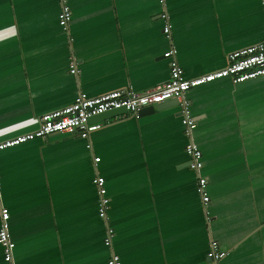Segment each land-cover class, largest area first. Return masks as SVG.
<instances>
[{
  "label": "crops",
  "instance_id": "0c3cea01",
  "mask_svg": "<svg viewBox=\"0 0 264 264\" xmlns=\"http://www.w3.org/2000/svg\"><path fill=\"white\" fill-rule=\"evenodd\" d=\"M65 2L70 18L61 28L59 0H0L2 138L32 129V119L78 91H142L165 82L170 46L190 78L264 39L260 0ZM185 98L207 220L177 106L108 114L88 121L100 127L85 138L52 133L0 150V207L8 211L13 264H106L110 251L120 264H264V75L219 78ZM95 175L108 198L107 223L96 213ZM106 226L110 247L103 245ZM210 240L227 252L216 262L205 256Z\"/></svg>",
  "mask_w": 264,
  "mask_h": 264
},
{
  "label": "built area",
  "instance_id": "2783aa9c",
  "mask_svg": "<svg viewBox=\"0 0 264 264\" xmlns=\"http://www.w3.org/2000/svg\"><path fill=\"white\" fill-rule=\"evenodd\" d=\"M60 11L57 16V23L61 28L66 27L70 18V11L65 0H59ZM163 5V0H158ZM260 6L264 17V0H260ZM159 18L163 25L161 32L164 37L169 36V27L167 25V13L165 10L159 13ZM264 29V27H263ZM175 49L170 46L163 53L164 57L170 58L169 77L160 84L142 91H134L131 87H120L117 89L105 91L97 95H87L78 91L73 100L60 108L42 113L30 122L35 127L29 130L21 131L16 134L6 136L8 131H0V150L13 147L34 138H44L52 133H76L79 137L85 138L89 132L100 127V123H88L87 119L101 114L111 109L123 108L126 113L135 115L139 109L147 105H154L168 99H175L178 108L177 114L181 124L184 126V134L187 138L184 144V153L187 157L188 167L197 175L195 191L199 195L202 204V210L207 220L208 211L206 209L208 195L204 190L205 178L198 175L202 167L201 152L192 143L191 130L195 126V120L189 113V103L185 98V93L193 87L207 83L219 78L228 77L232 83L242 82L247 79L264 75V39L259 42L246 45L226 53V64L219 69L209 71L194 77L186 78L183 76L182 69L174 60ZM69 72L77 73L75 64H69ZM88 147V145H87ZM97 157L92 161L96 162ZM92 183L96 186L97 200L96 213L105 223L108 217V198L105 194L102 177L95 175ZM8 211L0 207V248L2 252L1 264H13L12 249L14 242L11 240L8 232ZM113 229L109 226L105 228L103 245L111 246ZM227 254L218 248L217 243L210 240L205 256L212 262H216ZM106 264H120L119 257L113 251H110Z\"/></svg>",
  "mask_w": 264,
  "mask_h": 264
},
{
  "label": "water",
  "instance_id": "95a60500",
  "mask_svg": "<svg viewBox=\"0 0 264 264\" xmlns=\"http://www.w3.org/2000/svg\"><path fill=\"white\" fill-rule=\"evenodd\" d=\"M165 104H170V105H176V100L175 99H168V100H165L163 102H159V103H156L154 105H147V106H144L142 107L141 109H139L137 111V114L139 113H144V112H147V111H153L154 109H157L158 107L160 106H163ZM124 109L123 108H120V109H111V110H108V111H105L101 114H98L96 116H92L90 118L87 119V121H89L90 119H96V118H100L102 116H106L108 114H113V113H124ZM194 118V117H193ZM188 164V163H187Z\"/></svg>",
  "mask_w": 264,
  "mask_h": 264
}]
</instances>
